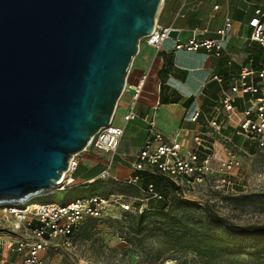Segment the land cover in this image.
Instances as JSON below:
<instances>
[{"label": "water", "instance_id": "obj_1", "mask_svg": "<svg viewBox=\"0 0 264 264\" xmlns=\"http://www.w3.org/2000/svg\"><path fill=\"white\" fill-rule=\"evenodd\" d=\"M162 1L0 0V202L49 191L110 125Z\"/></svg>", "mask_w": 264, "mask_h": 264}, {"label": "built area", "instance_id": "obj_2", "mask_svg": "<svg viewBox=\"0 0 264 264\" xmlns=\"http://www.w3.org/2000/svg\"><path fill=\"white\" fill-rule=\"evenodd\" d=\"M257 15L249 24L252 28L249 42L260 48L258 68H254V60H249L240 67L238 76L226 89L223 77H212L211 81L218 84L220 91L213 107L204 115V131L200 130L190 143L184 144L178 137L163 134L154 122L148 123L147 138L132 164V175L126 182L127 186L140 187L145 178H150L149 183L141 189V196L130 198L126 194L113 193L76 199L66 206L34 203L38 198L79 186L74 178L79 161L77 156H73L68 170L49 191L19 201L0 202V211L8 225L6 235L0 238L2 257L18 255L21 264H47L49 251L58 247L74 250L77 230L89 221L106 220L114 210L141 214L149 210L151 202H166L165 195L155 185V177H161L180 190L202 185L216 172L220 174L221 184L227 187L234 185L231 177L238 176L244 169L243 154L246 152L243 145L253 146L254 150L264 155V24L259 18L264 15L260 11ZM171 30L156 23L152 33L143 40L155 51H161ZM232 30L230 18L216 32L219 38L215 40L200 39L207 30L194 29L193 37L186 44L177 45L176 50H203L218 59H225L230 68L236 59L225 51L224 43ZM137 117L132 108L125 115L124 122L128 124ZM201 117L202 112L197 111L191 122L198 123ZM123 135L124 128L116 126L113 118L109 126L99 129L84 151L90 148L112 156L117 152ZM109 171L110 168L100 178H111ZM252 178L255 187L264 190V166Z\"/></svg>", "mask_w": 264, "mask_h": 264}, {"label": "crops", "instance_id": "obj_3", "mask_svg": "<svg viewBox=\"0 0 264 264\" xmlns=\"http://www.w3.org/2000/svg\"><path fill=\"white\" fill-rule=\"evenodd\" d=\"M258 11L264 15V0H163L157 23L178 31V39L169 38L161 51H155L145 40L140 42L114 116L116 126L124 128L119 148L112 156L90 148L82 152L74 173L79 185L75 189L99 182L101 174L109 168L111 178L126 185L132 175V164L147 138L149 122H154L166 136L180 138L184 144L190 143L200 130L204 131V115L209 113L220 91L212 77H223L226 89L249 60H254L253 66L258 68L260 48L249 42L252 34L249 24L258 17ZM227 18L232 20L233 30L224 49L236 59L230 68L225 59L203 50H176L177 45H184L193 37L194 29L207 30L200 39H218L216 32ZM259 18L264 24V16ZM132 108L138 117L126 124L124 117ZM197 111L202 112V117L198 123H192ZM16 257L19 256L13 255V260Z\"/></svg>", "mask_w": 264, "mask_h": 264}, {"label": "rangeland", "instance_id": "obj_4", "mask_svg": "<svg viewBox=\"0 0 264 264\" xmlns=\"http://www.w3.org/2000/svg\"><path fill=\"white\" fill-rule=\"evenodd\" d=\"M115 124V123H114ZM116 125V124H115ZM94 151V149H89ZM245 160L244 169L238 176H232L229 187L220 183L219 173H214L202 185L194 188L180 189L167 187L162 189L167 199L174 202H184L198 215L209 210L221 218L240 227L264 226V190L255 187L254 173L264 166V155L254 150L253 146L243 145ZM84 152V151H83ZM76 154L79 161V156ZM110 163V161H109ZM217 169V168H216ZM161 177L154 178L155 181ZM109 194H126L134 198L135 192L125 184L112 178L101 179ZM245 186V187H244ZM75 189V188H74ZM95 191L91 187L84 192L73 191L69 197L73 200L89 198ZM49 200L37 199L34 203L42 204ZM159 203L151 202L149 208H160ZM174 205H172L173 209ZM176 213V211H174ZM133 212L114 210L111 217L81 226L74 237L75 248L67 251L61 247L49 251L46 255L47 264H264V257L225 256L216 252L197 255L191 252L192 243L168 239L165 232L156 230L154 222H146L143 233L135 231ZM7 224L0 211V238L8 231ZM187 250V251H186ZM0 249V264H21L20 256L14 258L2 257Z\"/></svg>", "mask_w": 264, "mask_h": 264}, {"label": "trees", "instance_id": "obj_5", "mask_svg": "<svg viewBox=\"0 0 264 264\" xmlns=\"http://www.w3.org/2000/svg\"><path fill=\"white\" fill-rule=\"evenodd\" d=\"M149 181L150 178H145L141 182L140 187L126 186L135 192L134 197H139L141 196V189ZM154 182L158 190H161L165 195L166 202H159L162 205L160 208H149V210L141 214L138 212L134 213L135 231L140 234L143 233L144 224L146 222L152 224V220L156 217L158 222H154V225L157 231L165 232L168 239L192 243L189 249L197 255L216 252L219 255L225 256L248 255L252 257H264V226H236L209 210H204V213L196 215L188 204L184 202H174L172 204L167 199L162 186L165 183L167 187L169 184L171 185L170 187H174L170 182L161 181L160 179L154 180ZM91 187H94L95 191L90 197L110 195V193L106 192L105 185L96 181L92 185L69 189L38 199L49 200V202L45 203H56L66 206L69 202L73 201L69 197V193L73 191L84 192ZM172 205H174L173 209L171 208ZM93 222L97 221H89L87 224Z\"/></svg>", "mask_w": 264, "mask_h": 264}]
</instances>
